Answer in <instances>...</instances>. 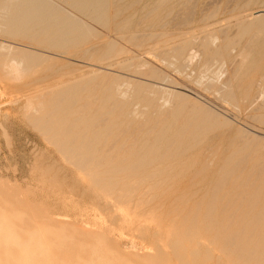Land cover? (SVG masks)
I'll use <instances>...</instances> for the list:
<instances>
[{"label": "rangeland", "instance_id": "obj_1", "mask_svg": "<svg viewBox=\"0 0 264 264\" xmlns=\"http://www.w3.org/2000/svg\"><path fill=\"white\" fill-rule=\"evenodd\" d=\"M1 1L0 264H264V0Z\"/></svg>", "mask_w": 264, "mask_h": 264}, {"label": "bare ground", "instance_id": "obj_2", "mask_svg": "<svg viewBox=\"0 0 264 264\" xmlns=\"http://www.w3.org/2000/svg\"><path fill=\"white\" fill-rule=\"evenodd\" d=\"M2 1H3V0H2ZM2 1H1V2H2ZM5 1H7V0H5ZM41 4H42V3H41ZM41 4H39V6H40ZM39 6H38V7H39ZM38 7H37V8H38ZM105 7H106V6H105ZM37 8H35V9L32 10V11L36 12V11H37ZM52 11H53V10H52ZM55 11H56V10H54V12H55ZM18 12H19V11H18ZM27 12H29V11H27ZM24 13H25V12H24ZM50 13H51V12H50ZM52 13H53V12H52ZM52 13H51V14H52ZM257 13L261 14L262 16H264V11H260V12H257ZM262 16H261V17H262ZM58 17H60V15H59ZM65 19H67V18H65ZM15 20H16V18L13 19V23H15ZM54 20H57V19H54ZM60 20H62V19L60 18ZM60 20H59V21H60ZM42 21H43V20H42ZM182 21H183V20H182ZM51 22H52V21H51ZM51 22H50V23H51ZM61 22H62V21H61ZM62 23H63V22H62ZM71 23L73 24V22H71ZM69 24H70V22H69ZM69 24H68V25H69ZM189 25H190V24H189ZM50 26H51V24H50ZM57 26H59V22H58V25H57ZM73 26H74V25H73ZM73 26H69V27L66 26V27H67V29H68V28L73 27ZM202 26H203V25H202ZM45 27H46V26H45ZM61 27H62V25H61V23H60V28H61ZM47 28H48V27H47ZM67 32H68V31H67ZM30 33H31V32H30ZM222 34H223V33H222ZM206 37H207V36H206ZM206 37H205V38H206ZM223 37H224V36H223ZM205 38H204V42H205ZM226 39H227V38H226ZM226 39L224 38V40H226ZM220 40H221V39H220ZM202 41H203V40H202ZM206 41H207V40H206ZM237 42H238V41H237ZM206 44H207V42H206ZM192 45H194V44H192ZM202 45H203V44H202ZM202 45H200V46L202 47ZM204 46H205V45H204ZM204 46H203V48H204ZM209 46H210V43H209ZM209 46H208V47H209ZM178 47H179V46H178ZM201 47H200V48H201ZM200 48H199V49H200ZM203 48H202V49H203ZM210 48L212 49V47H210ZM179 49H180V48H179ZM199 49H198V50H199ZM213 49H214V48H213ZM227 49H228V48H227ZM227 49H226V50H227ZM204 51H205V50H204ZM224 51H225V50H224ZM250 51H251V50H250ZM167 52H168V51H167ZM167 52H166V55H167ZM199 52H201V51L199 50ZM207 52H208V51H207ZM209 52H211V51H209ZM212 53H213V52H212ZM212 53H210V56H211ZM223 53H224V52H223ZM202 54H203V53H202ZM208 54H209V53H208ZM213 55H214V54H213ZM221 55H222V54H221ZM205 56H207V54H205L204 57H205ZM210 56H207V58L209 59ZM211 57H212V56H211ZM212 58H213V57H212ZM212 58H211V60H212ZM218 58H219V56H218ZM211 60H210V61H211ZM215 60H216V59H215ZM205 61H206V60H205ZM163 62H164V61H163ZM258 70H259V68H258ZM261 70H262V69H261ZM254 73H255V72H254ZM260 73H261V72H260ZM230 74H231V73H230ZM248 75H249V74H248ZM250 75H251V73H250ZM258 75H259V74H258ZM260 75H261V74H260ZM254 76H255V74H254ZM230 77H231V76H230ZM235 77H236V76H235ZM247 77H248V76H247ZM249 77H250V76H249ZM263 77H264V75H263ZM231 78H232V77H231ZM245 78H246V77H245ZM252 78H256V77H253V76H252ZM252 78H250V79H252ZM165 80H166V79H165ZM251 82H252V81H251ZM229 83H230V82H229ZM232 83H233V82H232ZM81 84H82V83H81ZM230 85H231V84H229V86H230ZM241 85H242V84H241ZM253 85H254V83H253ZM239 87H240V86H239ZM245 87H246V88L249 87V89H250L249 83L246 84V85H244V86H241L242 89H244ZM228 88L230 89V87H228ZM228 88H227V90H228ZM247 89H248V88H247ZM252 89H253V88H252ZM111 90L113 91V94H115V93H114V90H115V89H114V90L111 89ZM253 90H254V89H253ZM229 91H230V90H229ZM248 91H249V90H248ZM231 92H232V91H231ZM239 92H240V91H239ZM250 92H251V91H250ZM259 92H260V91H259ZM67 93H68V91H67ZM109 93H110V92H109ZM228 93H230V92H228ZM236 93H237V91H236ZM244 93L246 94V92H244ZM240 94H241V93H240ZM245 94H244V95H245ZM250 94H251V93H250ZM111 95H112V94H111ZM231 95H233V94H231ZM231 95H229V97L234 98V96L232 97ZM251 95H252V94H251ZM254 95H255V93H254ZM68 97H69V96H68ZM113 97H114V96H113ZM238 97H239V96H238ZM245 97H246V96H245ZM183 98H184V97H183ZM183 98H182V99H183ZM94 100H95V99H94ZM220 100H221V99H220ZM251 100H252V98L250 99V101H251ZM112 101H113V100H112ZM181 101H182V100H181ZM181 101H180V102H181ZM185 101H186V100H185ZM183 102H184V101H183ZM92 103H93V102H92ZM86 104H87V103H86ZM88 104H89V103H88ZM88 104H87V106H88ZM90 104H91V103H90ZM113 104H114V103H113ZM74 105H75V104H74ZM87 106H86V107H87ZM248 106H249V105H248ZM73 107H74V106H73ZM88 107H89V106H88ZM155 107H156V105H155ZM156 108H157V107H156ZM112 111H113V110H112ZM108 112H109V111H108ZM106 113H107V112H106ZM106 113H105V114H106ZM110 114H111V113L109 112V113L106 114V115L109 116ZM101 116H102V115H101ZM157 118H158V117H157ZM106 119H107V116H106ZM106 119H105V121H107ZM103 122H104V121H103ZM157 122H158V121H157ZM163 122H164V121H163ZM163 122H161V123H163ZM102 126H103V125H102ZM174 126H175V125H174ZM99 127H100V126H99ZM110 128H111V127H110ZM173 128H174V127H173ZM187 131H188V130H187ZM187 131H185V132L187 133ZM180 133H181V132H180ZM186 133H183V134H186ZM175 134H176V133H175ZM177 135H178V134H177ZM177 135H176V137H177ZM181 136H182V135H181ZM159 138H160V137H159ZM174 138H175V137H174ZM194 138H195V137H194ZM195 139H196V138H195ZM181 140H182V139H181ZM181 140H180V141H181ZM198 141H199V140H198ZM198 141H197V142H198ZM157 142H158V141H157ZM154 143H155V141H154ZM154 143H153L152 145H155ZM171 143H175V142H171ZM179 143H180V142H179ZM172 145H174V144H172ZM172 145H171V146H172ZM150 148H151V147H150ZM192 148H193V147H192ZM190 149H191V148H190ZM182 152H183V151H182ZM151 153H152V152H151ZM156 154H157V152H156ZM176 155H177V154H176ZM261 155H262V154H261ZM262 156H263V155H262ZM261 158H262V157H261ZM147 159L150 160V158H147ZM155 159H156V158H155ZM163 160H164V158H163ZM145 162H146V161H145ZM262 162H263V161H262ZM147 163H148V162H147ZM161 163H162V162H161ZM239 163H240V162H239ZM239 163H238V165H240ZM263 163H264V162H263ZM235 164H236V162H235ZM233 165H234V163H233ZM236 165H237V164H236ZM209 166H210V165H209ZM209 166H203V168L205 167L204 169H205V170H208V169H209ZM242 166H243V165H242ZM233 167H234V169H235L236 166H233ZM233 167H231V168H233ZM244 167H245V166H244ZM202 171H204V170H202ZM261 171H262V170H261ZM262 172H263V171H262ZM262 172H261V173H262ZM178 176H179V175H178ZM259 177H261V176H259ZM224 178H225V177H224ZM258 179H259V178H258ZM225 182H226V181H225ZM225 182H224V183H225ZM209 183H210V182H209ZM215 187H216V186H215ZM219 187H220V186H219ZM212 191H213V190H212ZM262 192H264V191H262ZM241 193H242V192H241ZM249 193H250V192H249ZM241 195H242V194H241ZM263 195H264V194H263ZM213 196H214V194H213ZM223 198H224V197H223ZM210 199H211V198H210ZM220 199H221V198H220ZM243 200H244V198H243ZM200 202H201V201H200ZM230 202H231V201H230ZM236 202H237V201H236ZM198 205H199V204H198ZM223 205H224V204H223ZM238 208H239V207H238ZM238 210H239V209H238ZM238 210H237V211H238ZM191 213H192V212H191ZM235 214H236V213H235ZM240 216H241V215H240ZM193 217H194V216H193ZM234 217H235V216H234ZM244 217H245V216H244ZM230 218H231V217H230ZM230 218H229V219H230ZM239 218H240V217H239ZM247 218H248V217H247ZM247 218H246V219H247ZM254 219H255V218H254ZM244 222H245V221H244ZM254 224H255V223H254ZM257 227H258V226H256V228H257ZM253 233H254V232H253ZM247 235H248V234H247ZM242 236H243V235H242ZM236 237H237V236H236ZM231 239H232V238H231ZM226 240H227V239H226Z\"/></svg>", "mask_w": 264, "mask_h": 264}]
</instances>
